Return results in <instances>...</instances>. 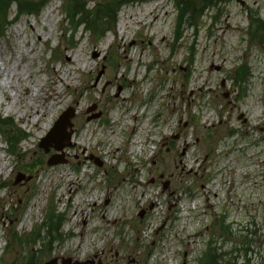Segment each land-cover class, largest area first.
I'll use <instances>...</instances> for the list:
<instances>
[{
	"label": "rangeland",
	"instance_id": "obj_1",
	"mask_svg": "<svg viewBox=\"0 0 264 264\" xmlns=\"http://www.w3.org/2000/svg\"><path fill=\"white\" fill-rule=\"evenodd\" d=\"M34 1L0 38V264H264V0Z\"/></svg>",
	"mask_w": 264,
	"mask_h": 264
},
{
	"label": "trees",
	"instance_id": "obj_2",
	"mask_svg": "<svg viewBox=\"0 0 264 264\" xmlns=\"http://www.w3.org/2000/svg\"><path fill=\"white\" fill-rule=\"evenodd\" d=\"M116 4H108L109 10L107 11L109 14H112L115 18L117 9L119 8V5H122L124 2H140L143 0H116ZM17 6V14L16 18L20 17L23 14H35L38 15L40 11L43 9L45 3L44 1H34V0H0V38L2 34L4 33L5 28L11 24V21H9V11L13 5ZM176 5L179 7V10H181L180 18L187 12H196L194 9L196 5L191 0H176ZM82 6L81 0H76L70 3V6L68 7V13L71 17L74 18L76 10L78 7ZM199 7V6H198ZM100 8V6L98 7ZM115 14V15H114ZM260 25H264V22L259 20V22H256ZM256 28V25H255ZM238 75L237 80H243ZM3 126H7L8 122L6 120H3L2 123ZM19 135V136H18ZM12 136V137H11ZM10 137L13 139H10V141L14 145H18L21 142L20 134H12ZM215 263V258L212 256L211 264Z\"/></svg>",
	"mask_w": 264,
	"mask_h": 264
},
{
	"label": "bare ground",
	"instance_id": "obj_3",
	"mask_svg": "<svg viewBox=\"0 0 264 264\" xmlns=\"http://www.w3.org/2000/svg\"><path fill=\"white\" fill-rule=\"evenodd\" d=\"M49 16H50V11L46 12L45 17H44V20H47V19L49 18ZM157 18H158V16L155 14V15H154V21H155ZM125 25H126L125 22H122V23H121V26H120L121 30L125 28ZM31 29H32L33 32L37 33V36L39 37V41H44V40L48 41V36L50 35V32H49V33H46V34L40 33V32H39L34 26H31ZM16 34H17V36H21V34H22V30H21V29H16ZM151 37H153V36H151ZM153 38H154V37H153ZM164 39H165V38H164ZM109 42H110V39H108V40L106 41L105 44L107 45V44H109ZM0 56H1V52H0ZM78 60H81L80 57H78V58L67 57V62H68V64H70V65H74V66H76ZM83 65H84L85 67L87 66L86 63H83ZM54 71H55L56 74H58L56 68H54ZM18 80H19V79H18ZM36 87H37V89H36V91L34 92L33 90L30 91V88H29L27 85H25V86L22 85V89L25 91V95H24V96H28L29 99H32L34 96H37V92L41 89V86H40V85H39V86L36 85ZM4 91L6 92V91H8V90H7L6 88H4ZM31 92H32V95H29ZM51 96L53 97V99L57 100L58 97H59L60 95H59L58 92H55V90H54V92H53V94H52ZM59 101H60V100H58V102H59ZM9 108L12 109V106L10 105ZM27 110H28V109L25 108V109L22 111V113L20 114L22 118L24 117V114L27 113ZM38 116L40 117V121H36V120H35L36 116L31 117V122H34V124H35V128H36V131H40V129H41V127H42L41 120H44L43 118H46V117H47V114H46V113H42V114H41V113H38ZM136 117H137V116H136ZM145 117H146L145 114H143V115L141 116V119L144 120ZM136 119H137V118H136ZM115 136H117V135H115ZM0 160H2V156H1V155H0ZM6 166H7L6 163H3L2 169L6 168ZM55 181H57V179H56ZM68 181H69V185L73 187V181L71 180V175L69 176V180H68ZM57 184H59V185H63V182L58 181Z\"/></svg>",
	"mask_w": 264,
	"mask_h": 264
},
{
	"label": "water",
	"instance_id": "obj_4",
	"mask_svg": "<svg viewBox=\"0 0 264 264\" xmlns=\"http://www.w3.org/2000/svg\"><path fill=\"white\" fill-rule=\"evenodd\" d=\"M244 5L243 0H238ZM74 117V111L72 109H69L68 111L64 112L60 120L57 121L56 127L53 130V133H49L47 137H45L41 142V147L48 149V146L50 145V140L53 139L56 141L57 146L56 148L61 150L65 148L66 146H70V139L71 134L67 133L66 128L67 126L71 125V119ZM56 262V261H54ZM54 262H51L50 264H53Z\"/></svg>",
	"mask_w": 264,
	"mask_h": 264
}]
</instances>
